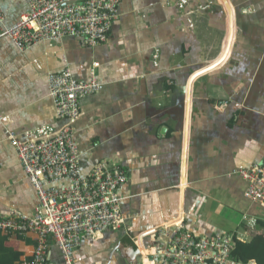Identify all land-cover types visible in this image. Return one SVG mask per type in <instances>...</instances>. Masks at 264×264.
<instances>
[{
  "label": "crops",
  "instance_id": "obj_1",
  "mask_svg": "<svg viewBox=\"0 0 264 264\" xmlns=\"http://www.w3.org/2000/svg\"><path fill=\"white\" fill-rule=\"evenodd\" d=\"M0 6L6 28L27 11L25 0ZM94 65L99 91L79 100L76 119H58L47 76L69 69L88 82ZM67 126L85 176L102 160L127 172L124 225L84 240L74 264H150L153 231L180 222L195 235L250 240L264 209L235 172L264 163V0H118L95 47L63 38L20 51L1 39L0 215L31 216L38 204L8 135L28 141L30 131ZM34 246V234L9 236L0 264L29 258Z\"/></svg>",
  "mask_w": 264,
  "mask_h": 264
},
{
  "label": "built area",
  "instance_id": "obj_2",
  "mask_svg": "<svg viewBox=\"0 0 264 264\" xmlns=\"http://www.w3.org/2000/svg\"><path fill=\"white\" fill-rule=\"evenodd\" d=\"M27 11L12 27H4L0 6V40L27 50L39 44L52 46L63 38L81 39L88 47L103 44L117 17L118 0H25ZM76 80L69 69L47 76L48 93L58 119L74 120L79 100L96 93L95 78ZM28 141L8 135L16 148L24 173L35 189L38 204L31 216L11 211L0 215V233L5 236L35 235L29 261L14 264H52L50 242L63 264H74V250L84 240H95L124 225L118 191L127 172L114 160L98 162L88 175L80 169V155L70 127L58 132L43 127L28 132ZM247 183L245 197L264 209V163L235 172ZM254 222L252 223V225ZM154 259L150 264H241L231 258L235 237L227 233L195 235L180 223L153 231Z\"/></svg>",
  "mask_w": 264,
  "mask_h": 264
},
{
  "label": "trees",
  "instance_id": "obj_3",
  "mask_svg": "<svg viewBox=\"0 0 264 264\" xmlns=\"http://www.w3.org/2000/svg\"><path fill=\"white\" fill-rule=\"evenodd\" d=\"M262 230H256L251 236V239L248 241H240L235 238L234 249L231 252L230 256L236 262H240L241 264H250L251 262H255L256 264H264V222H260L258 227ZM8 236L0 233V249L3 246L4 242ZM8 254H0V259L6 258ZM33 252L29 258L21 259V261H29L31 260ZM17 256V255H16ZM19 257H11L8 258L10 261L4 264H11L15 259L18 261ZM1 262V261H0Z\"/></svg>",
  "mask_w": 264,
  "mask_h": 264
},
{
  "label": "water",
  "instance_id": "obj_4",
  "mask_svg": "<svg viewBox=\"0 0 264 264\" xmlns=\"http://www.w3.org/2000/svg\"><path fill=\"white\" fill-rule=\"evenodd\" d=\"M201 73H203V72H201ZM201 73H200V74H201ZM200 74H197V75H195L194 77L199 76ZM132 250H133V252H134V254H135L136 256H139V255H140V252L137 250L136 247H135V249L132 248ZM250 264H256V263H255V262H251Z\"/></svg>",
  "mask_w": 264,
  "mask_h": 264
}]
</instances>
